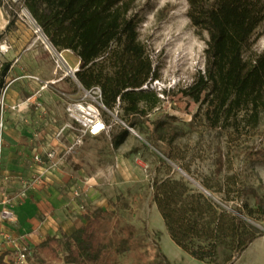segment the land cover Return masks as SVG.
Segmentation results:
<instances>
[{
  "label": "trees",
  "instance_id": "1",
  "mask_svg": "<svg viewBox=\"0 0 264 264\" xmlns=\"http://www.w3.org/2000/svg\"><path fill=\"white\" fill-rule=\"evenodd\" d=\"M186 1L190 23L208 38L204 70L181 91L195 96L205 91L204 113L211 127L233 126L241 111L248 112L255 124L264 107V49L253 50L257 29L264 21V0ZM20 2L55 48L69 49L78 57L75 75L83 88L98 87L108 109L119 100L124 125L110 139L112 148H118L129 128L136 129L139 118L161 101L153 89L142 88L158 72L138 39V19L131 13L134 0ZM8 69L9 62L1 63L0 85ZM182 134L168 119L159 117L153 120L146 140L171 158L169 148ZM159 142L165 147L160 148ZM250 156L264 160V150L252 151ZM221 166L220 162L216 175ZM197 186L184 177L154 179L151 200L169 237L184 252L208 264H232L263 234L250 219L264 217V183L254 186L230 174L215 182L205 178ZM248 198H252V206ZM82 217L70 233L46 235L37 245L28 246V256L47 252L59 258L63 251L62 260L67 264H116L121 254L136 252L143 264L162 263L156 259L147 262L137 228L124 222L114 209L89 206ZM12 255L11 250L1 252L0 264H15Z\"/></svg>",
  "mask_w": 264,
  "mask_h": 264
},
{
  "label": "rangeland",
  "instance_id": "2",
  "mask_svg": "<svg viewBox=\"0 0 264 264\" xmlns=\"http://www.w3.org/2000/svg\"><path fill=\"white\" fill-rule=\"evenodd\" d=\"M187 8L186 0H134L131 13L138 19V39L158 72L156 79L147 82V89H151V84L154 89L161 88L163 97L139 118L136 129L129 128V135L116 149L112 148L110 139L120 125H124L122 110L103 108L107 130L99 136L85 135L82 144L67 155L66 170L74 176L70 186L80 203L81 215L89 206L114 209L124 222L137 228V236L145 243L142 250L147 262L156 259L162 262L160 264H166L164 261L169 264L208 263L193 258L169 237L151 200L154 179L184 177L191 186L198 187L205 178L215 182L217 178L235 174L239 180L254 186L264 183V160L250 156L252 151L264 150V107L259 110L255 124L249 119L248 112L241 111L233 126L211 127L204 113L205 91L198 96L185 95L181 91L193 84L198 71L204 70L208 38L205 31L198 33L190 23ZM36 25L20 0H2L0 43L10 49L8 53H0V63L11 62L19 66L11 72V79L25 73L32 80L63 76L61 70L55 71L49 50L52 44L42 30L36 31ZM263 49L264 21L257 29L253 45L255 52ZM65 56L73 64L68 57L75 59L76 55L67 51ZM47 67L52 73L45 71ZM65 77L66 86L76 92V99L84 96V90L88 89L76 87V75ZM55 82L50 84L58 83ZM90 93L92 95L91 89ZM159 117L168 119L183 131L169 148L171 158L164 157L146 140L153 120ZM158 146L165 147L163 142ZM0 157L2 159L3 154ZM220 162L221 171L216 175ZM247 200L252 206V198ZM250 222L264 234V217L250 219ZM63 255L64 252L59 251L60 257L54 258L50 253L42 252L28 256L26 264H67L62 260ZM116 264L143 263L136 252H125ZM232 264H264V237L252 241Z\"/></svg>",
  "mask_w": 264,
  "mask_h": 264
},
{
  "label": "crops",
  "instance_id": "3",
  "mask_svg": "<svg viewBox=\"0 0 264 264\" xmlns=\"http://www.w3.org/2000/svg\"><path fill=\"white\" fill-rule=\"evenodd\" d=\"M68 58L73 64L79 61L76 56L75 59L72 56ZM17 67L19 68L17 64L9 62L8 73L3 82L7 86V112L3 132L5 145L2 149V168L6 176L4 186L10 195L15 196L33 177H39L40 181L26 191L24 198L14 202L12 208L16 221L6 224L3 229L12 237L23 236L28 245L33 247L46 235L70 233L75 225L83 221L80 203L70 186L74 176L66 170L68 156L56 169H45L31 162L33 152L42 151L46 145H50L53 133L66 119L64 103L69 99H76L77 95L66 86L65 76L32 80L25 73L21 75L22 79L21 76L11 79V72L16 71ZM45 71L52 73L48 67ZM53 73L55 75V71ZM55 81L58 83L50 84ZM75 85L84 90L79 81L75 80ZM33 99L45 106V114L34 108L31 102ZM58 141L59 145L56 147L61 150L71 142L70 132L64 133ZM51 143L55 145L56 140L53 139ZM100 205H103L102 202ZM260 237H264V234L255 239ZM2 242L0 235V243L3 244ZM4 260L7 261V256Z\"/></svg>",
  "mask_w": 264,
  "mask_h": 264
},
{
  "label": "built area",
  "instance_id": "4",
  "mask_svg": "<svg viewBox=\"0 0 264 264\" xmlns=\"http://www.w3.org/2000/svg\"><path fill=\"white\" fill-rule=\"evenodd\" d=\"M36 31H41L39 25H36ZM8 45L3 42L0 43V53L5 54L8 50ZM50 52H52L53 59L55 62V71L61 70L64 76H75V72L78 70L79 61L74 64H70L65 56V52L71 51L69 49H57L51 45L49 47ZM72 52V51H71ZM1 65V63H0ZM156 85V84H154ZM152 86L151 89H154ZM7 86L2 85L0 87V156L2 155V149L4 147L3 132L5 127V117L7 112V104L5 101ZM142 88L147 89V83H145ZM84 90V96L78 99H69L65 102L64 112L66 119L58 127V129L53 133L52 138H50V145H46V148L42 151H34L32 154L31 162L34 165L43 167L45 169H56L61 166L66 156L80 146L83 142V137L85 135L89 136H99L107 130V124L102 116V109L105 106L101 102V93L98 87ZM157 95L162 98L163 92L161 88L154 89ZM34 104V108L41 114L46 113L45 106L38 101L33 99L31 101ZM116 108H120V102L117 101ZM11 109H14L11 106ZM66 132L71 134V142L58 150L56 145H59V138ZM56 140V144L52 145V140ZM32 176V175H31ZM6 176L3 174L2 159L0 157V235L3 238V244L0 243V253L7 250L13 251V261L15 264H26L28 258V243L23 236L12 237L8 232H6L3 227L6 224L13 223L16 221V215L12 208L15 201L22 199L26 195V191L33 188L34 184L39 183L40 178L35 176L32 181L25 184V187L21 189L15 196L10 195L5 186L4 181Z\"/></svg>",
  "mask_w": 264,
  "mask_h": 264
}]
</instances>
